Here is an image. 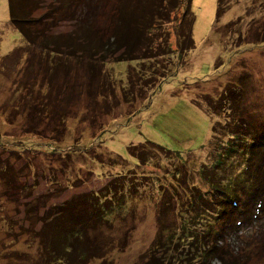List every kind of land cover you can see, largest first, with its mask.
<instances>
[{
    "label": "rangeland",
    "instance_id": "rangeland-1",
    "mask_svg": "<svg viewBox=\"0 0 264 264\" xmlns=\"http://www.w3.org/2000/svg\"><path fill=\"white\" fill-rule=\"evenodd\" d=\"M14 1L16 13L22 15L17 18L24 19L37 38L27 41L10 19L9 0H0V264L56 263L44 257L47 253L36 235L40 214L125 170L100 163L93 157L99 151L123 157L133 171L147 175L149 184L153 177L161 182L162 193L156 185L141 187L138 196L124 205L123 215L109 214L111 228L101 224L97 230L98 237L110 232L114 238L106 263L146 264L144 251L156 232L160 199L178 201L162 214L167 223L176 221L178 209L184 207L186 189H172L171 182L186 188L189 181L204 184L198 167L212 162L224 135L218 126L212 141V126L227 115L210 111L204 98L207 93L216 97L227 80L240 79L244 86L238 107L247 128L259 137L256 154L252 153L255 160L260 158L264 175V0H230L219 17L217 0H190L194 47L165 78L167 69L161 66L156 78L145 74L138 79L132 87L148 95L130 103L122 100L120 87L126 83L131 87L127 79L132 67L140 66L137 60L115 61L113 50L105 60L89 64L92 57L83 50L89 48L87 41L76 47L67 38L76 33L74 40L80 42L92 26L106 41L118 0ZM88 42L94 46L97 41ZM97 48L95 58L102 59V48ZM159 77L160 83L148 91L152 79L157 84ZM147 139L182 155L195 154L184 168L189 180L182 182L183 174L180 180L170 173L166 178L165 171L173 168L168 160L136 164L127 146ZM239 158L233 154L229 164L222 163L221 168L227 164L225 169L215 172L237 180ZM262 212L224 230L227 247L243 264L264 263ZM99 262L95 258L86 264Z\"/></svg>",
    "mask_w": 264,
    "mask_h": 264
},
{
    "label": "trees",
    "instance_id": "trees-1",
    "mask_svg": "<svg viewBox=\"0 0 264 264\" xmlns=\"http://www.w3.org/2000/svg\"><path fill=\"white\" fill-rule=\"evenodd\" d=\"M120 1L115 4L118 14L117 11L110 14L115 16L116 20L106 41L105 36L91 29L92 26L85 30L88 35L81 36L80 42L74 40L77 37L76 33L73 36L68 34L67 38L68 43L71 42L76 47L77 44L87 41L86 46L89 48L83 50L92 57L89 64L105 60V55L108 52L112 53L113 50L111 58L115 61L137 60L140 66L132 67L127 79L131 87H127V83L120 87L123 93L122 100L130 103L148 95V92H143L138 86L132 87L138 79H143L145 74L156 78L161 66L167 69L164 73L165 78L172 73L173 67L181 61L183 55L194 47L195 40L192 35L194 15L189 8L190 0H122L121 3ZM141 3L145 6L141 7ZM230 3V0H217L216 16L219 17ZM14 5L15 1L9 0L10 19L17 23L27 41L33 43L37 36L34 37V33L32 34L29 27H26L24 19L21 22L17 18L22 15L16 13ZM182 6L184 9H181ZM173 20L175 22H172ZM170 22L172 23L169 24ZM93 38L97 42L91 46L88 41ZM97 47L102 48V59L95 58L99 51ZM74 50L70 49L69 52L74 53ZM161 79L163 77H159L157 84L152 79L154 84L148 91L156 88ZM243 88L240 79L236 82L227 80L216 97L204 94L210 111L217 113L216 111L220 110L227 114L223 122L216 121L212 126L214 132L212 141L218 126L224 133L223 138L219 139L221 142L218 143L212 162L203 163L198 167V175L204 183L202 186L189 181L186 188L182 184L175 185L171 182L172 189L177 190L178 186H182L187 193L182 201L184 207L178 209L176 221L173 218V223L165 222L162 214L167 208L176 206L178 201L176 200V203L171 198L163 201V198L160 199L161 203L159 201L156 211L158 220L156 232L144 251V256H147L146 264H211L214 259L218 260V264H243L242 260L233 256L227 247L224 230L227 227L238 226L248 218L254 219L252 216L258 217L264 211V175L259 167L260 158L257 156L255 160L253 155L256 154L254 144L259 137L257 133L253 134L247 128L244 112L238 107V103L243 99ZM220 101L224 104H219ZM127 148L136 158V164L145 163L149 159L165 163L168 160L173 168L165 171L166 178L169 176L168 173L176 177L183 174V179L182 176L178 179L182 182L190 178L189 171L184 168L195 154L182 155L149 139L142 143H130ZM97 154L93 157L100 163L118 164L125 170L111 175L96 189L77 193L64 202L49 205L40 214L41 223L36 235L47 253L43 254L44 257L48 259L51 257V263L86 264L91 259L98 258L99 264H108L106 257L115 246L114 238L110 232L98 237L99 225L105 224L111 228L109 214L123 215L121 210L124 205L138 196L141 187L143 189L150 184L156 185L158 191L161 190L162 193L161 182H156V177H153L149 184L147 175L133 171V166L127 165L123 157L104 154L101 151ZM233 154L240 155L238 160L242 163L237 180L223 175L225 172L218 174L215 172L218 169L224 170L227 164L221 168L222 163L229 164L227 159ZM80 161L86 164L84 159ZM171 196L174 198L175 194L172 193Z\"/></svg>",
    "mask_w": 264,
    "mask_h": 264
}]
</instances>
